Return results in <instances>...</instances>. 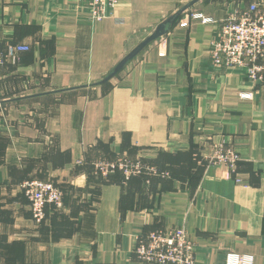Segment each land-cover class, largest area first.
Wrapping results in <instances>:
<instances>
[{"label": "crops", "instance_id": "crops-1", "mask_svg": "<svg viewBox=\"0 0 264 264\" xmlns=\"http://www.w3.org/2000/svg\"><path fill=\"white\" fill-rule=\"evenodd\" d=\"M254 1L117 0L92 22L75 0H0V52L28 46L0 66V264H147L135 241L175 225L199 264H264V79L208 52ZM216 146L240 156L234 169L207 164ZM119 155L167 175L94 174ZM30 179L62 193L40 223Z\"/></svg>", "mask_w": 264, "mask_h": 264}, {"label": "built area", "instance_id": "built-area-1", "mask_svg": "<svg viewBox=\"0 0 264 264\" xmlns=\"http://www.w3.org/2000/svg\"><path fill=\"white\" fill-rule=\"evenodd\" d=\"M87 9L92 22L110 16L117 0H75ZM203 18V21H207ZM186 25V22L181 23ZM28 50V46L8 44L6 52H0V66L7 57L16 61V54ZM209 58L220 69L244 67L246 76L254 83L264 79V0H256L247 6L232 11L223 18L209 45ZM241 98H249L250 92H240ZM240 156L222 146H216L205 157L207 164H226L234 169ZM81 164V161H77ZM92 170L98 177H108L120 171L124 180L135 175H167L157 167L139 159L119 155L116 159L99 157L92 163ZM28 200L31 216L35 223L45 217L47 205L59 207L62 203L60 188L50 180L30 179L20 185ZM132 252L135 257L147 264H199L196 249L184 226L175 225L151 230L135 241ZM225 264H253L250 254L229 252Z\"/></svg>", "mask_w": 264, "mask_h": 264}, {"label": "water", "instance_id": "water-1", "mask_svg": "<svg viewBox=\"0 0 264 264\" xmlns=\"http://www.w3.org/2000/svg\"><path fill=\"white\" fill-rule=\"evenodd\" d=\"M157 35H158V33L155 36H157Z\"/></svg>", "mask_w": 264, "mask_h": 264}]
</instances>
